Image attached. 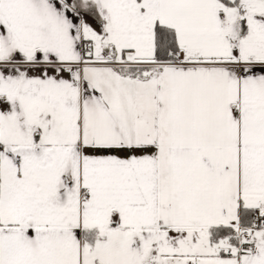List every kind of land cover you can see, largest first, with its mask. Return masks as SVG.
Returning a JSON list of instances; mask_svg holds the SVG:
<instances>
[{
	"label": "snow or ice",
	"instance_id": "obj_1",
	"mask_svg": "<svg viewBox=\"0 0 264 264\" xmlns=\"http://www.w3.org/2000/svg\"><path fill=\"white\" fill-rule=\"evenodd\" d=\"M0 264H264V0H0Z\"/></svg>",
	"mask_w": 264,
	"mask_h": 264
}]
</instances>
